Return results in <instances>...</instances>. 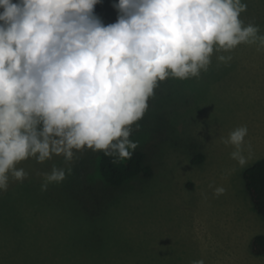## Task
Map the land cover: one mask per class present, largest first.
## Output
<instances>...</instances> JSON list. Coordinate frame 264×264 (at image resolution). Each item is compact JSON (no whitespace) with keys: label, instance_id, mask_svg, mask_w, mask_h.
Instances as JSON below:
<instances>
[{"label":"rangeland","instance_id":"374dc122","mask_svg":"<svg viewBox=\"0 0 264 264\" xmlns=\"http://www.w3.org/2000/svg\"><path fill=\"white\" fill-rule=\"evenodd\" d=\"M243 2L241 20L264 35V0ZM222 54L231 61L220 63L214 54L200 77L169 78L150 98L130 139L153 168L151 178L110 188L90 149L71 164L62 156L21 162L27 178L10 180L0 192V264H264V255L250 249L255 236H264V219L242 179L264 158V47L242 44ZM242 125L243 167L222 142ZM198 152L204 162L190 165ZM53 166L71 172L42 191ZM217 187L223 194H214Z\"/></svg>","mask_w":264,"mask_h":264},{"label":"clouds","instance_id":"9594fccd","mask_svg":"<svg viewBox=\"0 0 264 264\" xmlns=\"http://www.w3.org/2000/svg\"><path fill=\"white\" fill-rule=\"evenodd\" d=\"M101 3L0 0V192L27 178L18 165L29 159L71 164L85 149L130 158L161 82L198 78L214 54L227 64L222 53L242 44L264 47L259 27L240 18L243 0H114L109 24L95 13ZM247 134L242 125L222 140L241 167ZM70 172L53 166L41 190Z\"/></svg>","mask_w":264,"mask_h":264},{"label":"trees","instance_id":"16d2710c","mask_svg":"<svg viewBox=\"0 0 264 264\" xmlns=\"http://www.w3.org/2000/svg\"><path fill=\"white\" fill-rule=\"evenodd\" d=\"M109 2H114L108 0ZM106 8H101L100 4L96 5L95 13L103 20L105 24L116 21L117 12L113 7L108 6L110 3L103 0ZM76 156H78L76 154ZM80 156V155H79ZM81 158L74 159L78 161ZM73 160V161H74ZM87 158H83V162ZM205 157L200 152L195 153L190 158V165H200L204 162ZM97 168L100 178L110 188H118L126 181L140 177L149 179L153 176V168L146 163V156L139 150L132 151L130 158L120 159L117 156H108L103 152L96 154ZM244 189L249 197L254 211L264 219V158L255 161L242 172ZM251 253L254 256L264 255V236H255L250 243Z\"/></svg>","mask_w":264,"mask_h":264}]
</instances>
